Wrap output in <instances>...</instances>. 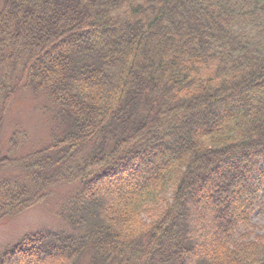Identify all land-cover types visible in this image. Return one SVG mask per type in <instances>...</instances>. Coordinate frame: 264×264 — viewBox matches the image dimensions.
I'll return each instance as SVG.
<instances>
[{
  "label": "trees",
  "instance_id": "obj_1",
  "mask_svg": "<svg viewBox=\"0 0 264 264\" xmlns=\"http://www.w3.org/2000/svg\"><path fill=\"white\" fill-rule=\"evenodd\" d=\"M20 89L60 128L0 220L74 191L0 264H264V0H0V122Z\"/></svg>",
  "mask_w": 264,
  "mask_h": 264
},
{
  "label": "rangeland",
  "instance_id": "obj_2",
  "mask_svg": "<svg viewBox=\"0 0 264 264\" xmlns=\"http://www.w3.org/2000/svg\"><path fill=\"white\" fill-rule=\"evenodd\" d=\"M55 113L56 108L44 94L33 95L28 89L18 90L0 122V157L18 158L48 142L49 128L52 126L60 128V123L54 117ZM15 130L19 131L18 147L16 150H10L9 138ZM9 174L14 175L15 171ZM73 191L74 185H60L45 201L16 215L1 219L0 251L27 232L43 228L54 230L66 228V224L59 218L56 211L62 200ZM252 223L255 233L264 232L263 215L255 212Z\"/></svg>",
  "mask_w": 264,
  "mask_h": 264
}]
</instances>
